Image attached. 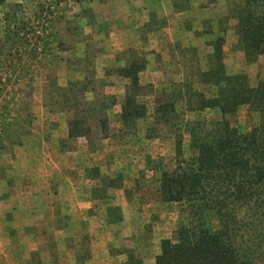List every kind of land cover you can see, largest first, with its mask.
I'll return each instance as SVG.
<instances>
[{
    "label": "crops",
    "instance_id": "0c3cea01",
    "mask_svg": "<svg viewBox=\"0 0 264 264\" xmlns=\"http://www.w3.org/2000/svg\"><path fill=\"white\" fill-rule=\"evenodd\" d=\"M91 1L94 5L87 16H92L93 22L85 21L81 25L85 27L86 35L76 43H82L80 54L62 61L73 77L69 75L64 83H60V91L52 84L54 89L50 96L51 92L56 95L54 103L46 101V88L51 87L47 84L50 79L59 81V78L46 74L32 78L33 84L40 80V90L29 95L28 99L34 103L23 104L24 107L19 109L23 123L28 127L26 137L13 142L9 150L6 144H2V151L6 152L0 155V225L2 228L6 225L7 229L0 228V256L2 260H5L4 256L12 257L8 264H18L17 257L26 264H34L31 259L34 255L45 258L46 263L42 264H125L128 260L125 249L132 246L129 245L132 241L129 238L132 214L141 224H147L155 219L158 204L147 203L135 195L126 199L125 186H121L116 190L114 201L122 212L118 214L121 217L110 216L109 205L103 200L96 202L93 193L111 189L102 185L108 175L132 176L129 167L133 155H95L91 152L81 155L78 146L86 137L70 135L72 122L85 121L90 134L91 128L101 127L99 119L104 117L97 115L96 119H91L89 116L101 110L107 113V127H122L120 113L127 79L119 76L116 69L129 64L130 56L139 54L146 61L145 68L139 73L140 83L157 86L177 76L169 70V65L178 63V60L185 61L184 55L178 52L179 48L203 46L213 52L212 43L219 37L223 38L222 49L229 43L239 42L234 20L228 29L221 32L216 29L210 20L215 10L213 4L200 6L196 3L192 7L194 10H189L178 6L177 0ZM148 1L155 2L149 5ZM81 15H84L81 16L84 22L83 11ZM205 16L210 21L208 29L201 24ZM104 28L109 33L106 39L109 44L98 42V51L86 57L83 48L88 42L87 36L103 33ZM122 28L125 32L121 31ZM119 53L127 54V59L117 57ZM180 76L182 74L178 78ZM94 83H100V86H93ZM98 96L106 100L104 105L97 103ZM112 97L114 103H110ZM68 101L72 104L64 105ZM43 129H50L53 138H62L59 143L77 141V148L72 152L67 150L66 153L71 155H49L43 148L40 155H27L25 140L44 144L51 139ZM119 136L111 135L115 139H120ZM14 137L18 136L15 134ZM91 167L98 173L87 175ZM146 172L153 174L151 170ZM163 237L153 233L152 245L141 237L144 241L142 248L135 247L134 252L141 255L142 264H154Z\"/></svg>",
    "mask_w": 264,
    "mask_h": 264
},
{
    "label": "rangeland",
    "instance_id": "374dc122",
    "mask_svg": "<svg viewBox=\"0 0 264 264\" xmlns=\"http://www.w3.org/2000/svg\"><path fill=\"white\" fill-rule=\"evenodd\" d=\"M91 2V0L1 1L0 155L6 152L2 151L4 148L2 144H6L9 150L12 148L11 144L13 142H16L17 139L22 141L26 137L25 133L28 127L23 123L24 119L20 116L19 109H22L25 104L34 103V100L28 99L29 95L33 91L39 92L40 90V80H37L33 84L32 78H38L44 74L54 75V77L59 78V81L50 79L47 83L51 87H49L50 89L46 88L48 92L46 94V101L54 103L56 101L54 99L56 95L51 92L52 96H50V91L54 89L52 84L55 85V90H59L58 87L62 86L60 83H64L69 75L73 77L71 75L72 73H70L67 66H64L62 61L72 56L76 57V54H80L82 43H76L86 35L85 27L81 26L82 23H86L87 21L93 22V17L87 16L88 11L90 10L91 12V7L94 5ZM154 2L148 1L147 3L153 5ZM177 2H179L178 6L185 7L189 10H192V7L196 3H200V6L213 4L215 10L212 12L213 14L210 20L220 32L223 29H228L229 23H232L233 20L237 22L235 10L243 4V0H177ZM81 11L85 14L83 18L84 22H82L81 16L84 15H81ZM202 20L201 24H204V29H208L210 27V21L207 20L206 16ZM125 28H122L121 31L125 32ZM108 34V31L104 28L103 33H94V36L90 38L87 36V48L86 46L83 48L86 57L92 56L98 51L97 43H105L106 39H108ZM106 43L107 45L109 44V42ZM117 51L120 52L121 50ZM209 51H211V48L209 49L203 46L188 47L185 49L179 48L178 52L184 55L183 59L185 61L178 60V63H171L169 65V70L177 75L176 77L163 81L162 85H159L158 81H156V84L158 83L157 86L148 82L142 84L144 86L141 90L142 96L139 100L145 105L146 116L137 119V122L135 121L134 130L126 127L124 133H121L123 129L116 128L115 126L112 128L107 127L106 131L103 129L102 132L101 127L95 128L92 126L94 128H91V133L89 136H83L86 139L82 140L83 143L79 146L77 141L59 143L62 138L59 136L55 138L51 137L50 129H43L44 133H48L47 137L51 138L44 144L38 143L37 140H32V142L25 140L27 155H40L42 148L44 151L50 153L49 155H71L66 153L67 150L72 152L77 146L79 149L81 147V155H89L90 152L95 153V155H133V157L129 156L131 158L129 168L133 175H108L102 181V185L109 186L111 189L106 192H96L95 190L93 197L96 198V202L98 200L105 201L109 205L107 207L109 215L116 218L121 217L118 214H122L120 208L114 205L117 194L116 190L121 188V186H125L126 199L132 198L135 195V197L147 201V203L157 202L156 204L158 205L155 206V219L147 224H141L142 222L132 214V224H130L132 232L129 235L130 240H132L129 245L132 244V246L126 248L125 251L128 254H134L140 260L141 255L136 254L134 248H142L141 245L144 241L141 240V237H145L147 243L150 242L152 245V236L155 232L157 233V237L161 235L165 237L173 236L172 234L184 217L180 204L162 202L157 198L156 194V189L159 186L158 179L160 171L171 170L175 164V133L184 131L185 125H191L197 120H206L208 125L212 126L216 120L221 118V113L218 108H208L201 111L194 109L200 94H203L205 97H212L217 94L218 87L205 82L208 76L206 75L205 77L204 73L209 69H215L218 65L217 62L219 63V61L215 60L212 54L213 52ZM126 55L125 53H119L117 57L127 59L128 56ZM129 58L133 61H144L143 69L145 68L146 61L142 55L137 54ZM221 61L226 74H245L247 80L246 85L249 87L256 86L259 80L264 79V54L259 56L255 62L247 63L239 42L234 45L230 43L227 46L225 45V48L222 49ZM110 67L112 66H108V68ZM159 73L157 72V75H161ZM181 74L182 77L180 76L178 78V75ZM93 86L98 87L100 83H94ZM17 97L20 99L17 100ZM96 100L100 105L106 103V100H102V96L96 97ZM164 101H169L172 104L173 111L169 114L167 121L156 122L152 118L153 114H155L154 110L159 103ZM71 104V101L64 103L67 106ZM60 105L63 106V103ZM35 113L33 112L34 115ZM97 115H102L105 119L107 118V113L101 110L99 113H93L89 118L96 119L98 117ZM227 118L233 126L242 132L249 131L258 119L255 113L248 110L247 105L240 106L234 113L227 115ZM32 126L34 127V124ZM15 134L18 136L17 138L14 137ZM112 134H120L121 137L119 136L120 139H115L111 137ZM21 135L23 137L20 138L19 136ZM184 136L188 137L187 134H184ZM187 145V140H184L185 148L183 152L185 156L190 154ZM66 165H69V163L67 162ZM149 169L153 174L148 175L146 170ZM96 173L98 172L91 167L87 175L92 176ZM82 197L85 196L82 195ZM0 228L1 230L3 228L7 229V226L4 225L2 228V225H0ZM135 238L137 239L136 242ZM1 258L3 257L0 256V263L5 264L10 262L9 258L12 259V257L8 258V256H4L5 260ZM16 259L18 264H26L21 258L18 259L17 257ZM31 259L34 264L46 263L45 258L38 255H34ZM40 260L43 261L40 262Z\"/></svg>",
    "mask_w": 264,
    "mask_h": 264
},
{
    "label": "trees",
    "instance_id": "16d2710c",
    "mask_svg": "<svg viewBox=\"0 0 264 264\" xmlns=\"http://www.w3.org/2000/svg\"><path fill=\"white\" fill-rule=\"evenodd\" d=\"M235 17L245 61L255 62L264 54V0H243ZM222 44L220 37L212 43V54L219 63L204 73L208 76L205 82L218 87L217 94H200L194 107L199 111L218 108L221 118L212 126L197 120L175 133L174 167L160 171L157 198L180 204L184 217L173 236L160 239L154 264H264V79L249 87L245 74H226ZM143 63L131 60L116 69L127 79L121 133L126 127L134 130L135 121L146 116L139 100ZM242 105L258 118L247 132L239 131L227 118ZM171 111L169 101L161 102L152 118L165 122ZM85 123L72 122L70 135H89ZM99 123L102 132L106 131V119L100 118ZM184 140L190 150L187 156ZM125 264L142 261L131 253Z\"/></svg>",
    "mask_w": 264,
    "mask_h": 264
}]
</instances>
